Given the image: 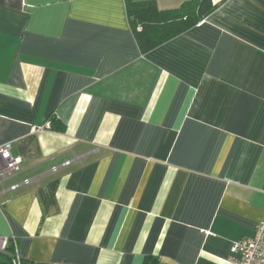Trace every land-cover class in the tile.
<instances>
[{"label": "crops", "instance_id": "crops-1", "mask_svg": "<svg viewBox=\"0 0 264 264\" xmlns=\"http://www.w3.org/2000/svg\"><path fill=\"white\" fill-rule=\"evenodd\" d=\"M211 2L141 53L124 0H0V145L22 160L4 187L30 180L0 189V238L22 264H229L254 235L264 0Z\"/></svg>", "mask_w": 264, "mask_h": 264}, {"label": "trees", "instance_id": "trees-1", "mask_svg": "<svg viewBox=\"0 0 264 264\" xmlns=\"http://www.w3.org/2000/svg\"><path fill=\"white\" fill-rule=\"evenodd\" d=\"M124 1L129 27L141 53H147L189 30L216 6L211 0H189L177 9L160 11L154 2ZM14 257L13 246H9L0 252V264H13Z\"/></svg>", "mask_w": 264, "mask_h": 264}, {"label": "built area", "instance_id": "built-area-1", "mask_svg": "<svg viewBox=\"0 0 264 264\" xmlns=\"http://www.w3.org/2000/svg\"><path fill=\"white\" fill-rule=\"evenodd\" d=\"M48 127V123H46L43 127L36 128V130L42 131ZM21 161L20 157L12 154L11 142L0 145L1 193L16 191L20 186L30 182L29 179H24L21 183H14L4 187L6 181L11 180L18 174ZM55 169L53 168V170ZM9 246H12L9 238H0V252L5 251ZM228 262L229 264H264V217L256 226L252 237L243 238L231 244ZM13 264H20V259L16 254Z\"/></svg>", "mask_w": 264, "mask_h": 264}]
</instances>
